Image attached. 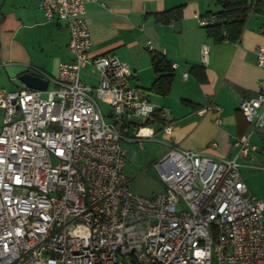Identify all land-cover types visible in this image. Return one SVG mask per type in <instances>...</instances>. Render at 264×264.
<instances>
[{"label": "built area", "instance_id": "built-area-1", "mask_svg": "<svg viewBox=\"0 0 264 264\" xmlns=\"http://www.w3.org/2000/svg\"><path fill=\"white\" fill-rule=\"evenodd\" d=\"M91 1L40 0L47 21L66 25L73 60L55 76L29 67L48 81L45 91L0 85V264H264V201L249 193L239 164L264 129V80L240 107L249 131L234 139V158L168 146L153 163L163 191L135 194L125 145L147 124L170 136L171 112L130 86L129 65L91 55ZM195 17L202 28L215 22ZM255 54L264 69V46ZM208 56L203 45L204 63ZM89 65L96 87L81 79ZM208 111L223 108L199 114Z\"/></svg>", "mask_w": 264, "mask_h": 264}, {"label": "crops", "instance_id": "crops-1", "mask_svg": "<svg viewBox=\"0 0 264 264\" xmlns=\"http://www.w3.org/2000/svg\"><path fill=\"white\" fill-rule=\"evenodd\" d=\"M39 5L40 0H0V63L6 64L0 67V85L8 91L24 88L14 82L23 74L31 75L29 67L55 76L60 64L73 60L66 25L47 21ZM180 7V21L156 20V15ZM218 10L216 0H92L87 4L91 55H112L129 65L130 86L171 112L170 136L159 123H152L139 128L138 141L125 145L124 172L135 194L151 196L163 191L157 174L154 178L147 170L168 146L232 159L237 153L234 139L249 131L240 107L257 97L264 80V69L258 67L255 54L264 46V16L252 13L237 43H215L195 16ZM203 45L209 48L206 63L201 57ZM154 54L177 66L171 91L165 97L150 92L156 79L151 63ZM81 79L92 87L99 83L90 65L82 71ZM211 103L223 112L199 114ZM218 117L221 125L215 123Z\"/></svg>", "mask_w": 264, "mask_h": 264}, {"label": "trees", "instance_id": "trees-1", "mask_svg": "<svg viewBox=\"0 0 264 264\" xmlns=\"http://www.w3.org/2000/svg\"><path fill=\"white\" fill-rule=\"evenodd\" d=\"M216 5L219 8L217 12H210L205 15L215 17V22L205 28L208 36L215 43H237L250 15L255 12L264 16V0H253L251 6H249L248 0H216ZM181 18L182 7L156 15V20L163 23L178 22ZM151 63L156 79L150 92L154 95L165 97L171 91L174 71L171 64L160 54H154L151 58ZM192 70H197V68ZM203 77L202 80L205 81L204 73ZM243 121L248 126L244 116Z\"/></svg>", "mask_w": 264, "mask_h": 264}, {"label": "rangeland", "instance_id": "rangeland-1", "mask_svg": "<svg viewBox=\"0 0 264 264\" xmlns=\"http://www.w3.org/2000/svg\"><path fill=\"white\" fill-rule=\"evenodd\" d=\"M14 85L24 87L19 79L14 82ZM100 106L105 114L109 112L107 105L101 103ZM251 143L257 148V151L251 153L249 158L239 160V164L242 166L241 174L249 193L264 201V129L253 134ZM147 172L156 178V170L153 166L148 168Z\"/></svg>", "mask_w": 264, "mask_h": 264}, {"label": "water", "instance_id": "water-1", "mask_svg": "<svg viewBox=\"0 0 264 264\" xmlns=\"http://www.w3.org/2000/svg\"><path fill=\"white\" fill-rule=\"evenodd\" d=\"M252 1L253 0H248L249 6L252 5ZM128 80H130V78ZM19 81L24 85V87L33 90L45 91L48 88V81L30 74H23L19 77Z\"/></svg>", "mask_w": 264, "mask_h": 264}]
</instances>
